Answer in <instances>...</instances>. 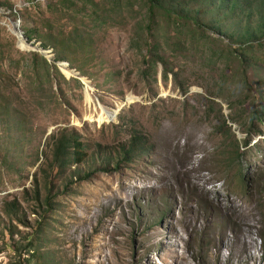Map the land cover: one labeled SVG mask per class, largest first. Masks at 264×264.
Here are the masks:
<instances>
[{
  "label": "rangeland",
  "instance_id": "1",
  "mask_svg": "<svg viewBox=\"0 0 264 264\" xmlns=\"http://www.w3.org/2000/svg\"><path fill=\"white\" fill-rule=\"evenodd\" d=\"M210 1L217 11L206 17L222 15L224 35L193 33L190 20L175 38L163 17L152 24L166 79L161 62L145 63L144 0H95L97 14L65 0H0V91L25 120L0 138V264H264V135L238 157L248 132L264 134V122L251 128L250 120L264 105V39L245 55L237 48L248 9L229 18ZM262 19L254 11L251 26ZM14 20L25 33L75 30L68 64L80 79L50 59L47 80L40 57H48L20 45ZM66 127L80 132L88 157L64 176L49 175L42 170L51 137ZM135 133L148 139L146 154L106 166ZM8 142L15 148L3 163ZM78 170L95 172L70 183ZM12 202L20 220L5 212Z\"/></svg>",
  "mask_w": 264,
  "mask_h": 264
},
{
  "label": "trees",
  "instance_id": "2",
  "mask_svg": "<svg viewBox=\"0 0 264 264\" xmlns=\"http://www.w3.org/2000/svg\"><path fill=\"white\" fill-rule=\"evenodd\" d=\"M68 1L71 8L74 9L77 7V4H80V8H89L92 14H97V9L99 7V3L95 2V0H65ZM146 5L148 6V13H149V23L146 27L147 31V38L149 39L148 42L146 41L147 53L148 58L145 60V63L149 65V67L153 65H157L158 62H161L165 67L164 76L168 79V68L166 67L165 60L160 56L161 49L159 45L154 44L152 42L153 35H152V24L156 21L158 16L163 17L162 23L165 27L170 28L173 26L174 29H171L174 37H178V33L180 32L181 25L187 21H192L194 23V29L191 31L193 33L199 34L205 29L211 30L215 34L224 35L226 31L223 30L222 26V15L219 17H206L208 14H212L213 11H217L215 7L211 9V6L214 5L213 1L210 0H198V3H194L190 6V2L186 0H144ZM1 5H5L1 3ZM218 7H225L227 11L225 12L226 15L230 18V15L236 16V9L241 8L242 10L246 11V16L248 18L247 23L243 26V31L238 33V37L243 40V46H238L239 50L245 51V55L247 54V50L249 51L252 49V45H250L253 40H260L264 39V0H218ZM11 9V6H10ZM207 9H211L210 12H207ZM258 10L259 13L263 16L262 22L259 21L256 26L253 28L250 24V18L254 14V11ZM231 11V12H230ZM230 12V13H229ZM230 15H229V14ZM245 13L243 15H245ZM217 16V14H216ZM245 21H239L240 25H243ZM165 28V29H166ZM170 30V29H169ZM73 33L75 30H71L66 36L60 32H56L50 30L49 32H43L40 30L29 29L26 31V35L29 37L30 40L37 37V41L40 42L41 48L45 51H49L50 49L53 52V57L51 58L52 63L57 66L58 62H67L69 63V53L68 49L70 47L76 48V45H71L68 40L72 38ZM192 38V36H191ZM230 40H233V35L229 36ZM193 42V40H192ZM249 43V44H248ZM248 44V45H246ZM259 45L264 46V43L259 42ZM237 51V50H236ZM35 60L38 57V54H34ZM45 66L47 67V80L50 79V66L49 61L44 58L40 57ZM52 66L55 73L60 75L59 71L57 70L56 66ZM242 71L246 68L245 66L241 65ZM69 69V67H67ZM70 70V69H69ZM35 77H37V73H35ZM243 79H247L244 75ZM253 90H251L252 92ZM212 103L215 102L214 99L211 100ZM12 108V102L7 99L0 91V138H2V134H11L17 133L21 131L23 122L25 120L18 121L17 114L10 112ZM7 111V112H6ZM5 115H1V113H5ZM251 120V128L256 121L259 123L264 122V105L257 106L253 112L250 114ZM231 122H236L235 118H231ZM224 125L231 129V127L227 126V120H224ZM264 135L262 130H258L255 134L249 133L247 134L246 139L243 141L242 148H245L242 152L238 153V157H244V155L254 149L255 147H259L257 143L251 145L252 139L254 135ZM15 140L17 138L13 137ZM51 143L53 145L52 150V159L50 164L47 168L43 169L45 173L47 172L49 175L57 171L59 176H64L67 170L71 169L73 166H80L82 165L86 158L88 157V153L86 150V145L82 140V136L80 132L72 127V128H62L57 136L51 137ZM15 148V143L8 142L5 146V152H2L3 155V163L8 162V159L12 157V152H9V149ZM99 148L102 147L99 145ZM149 149V141L143 134L135 133L132 135L128 144L121 146L119 151L120 160L116 162H112L113 160H108L106 166H114V168H119L122 163H131L135 158L145 155L147 150ZM239 151V146H238ZM40 156H37L36 162L38 165L40 163ZM97 170H107L105 168L97 169ZM96 170V171H97ZM94 170L84 175H81L80 171L78 170L75 174L76 181L71 180L70 183L83 181L91 178L94 174ZM80 174V176H79ZM36 200L40 201V185H39V175L36 177ZM47 203H51V197L47 198ZM17 203L12 202L7 204L5 212L8 216H15L18 219V213L20 211V205L15 206Z\"/></svg>",
  "mask_w": 264,
  "mask_h": 264
},
{
  "label": "water",
  "instance_id": "3",
  "mask_svg": "<svg viewBox=\"0 0 264 264\" xmlns=\"http://www.w3.org/2000/svg\"><path fill=\"white\" fill-rule=\"evenodd\" d=\"M2 11L3 9L0 8ZM13 30L19 34L21 38H24L25 42L28 44V49L32 52L41 53L44 56L48 57V61L50 62V59L52 56L50 55L49 51H45L43 48H41L40 44L36 43L35 40H30L29 37L25 34V32L21 29L20 20H14L12 21ZM18 36V35H17ZM19 39V37H18ZM58 69H62V67H69V64L67 62H58L57 63ZM70 69V68H69ZM70 74L72 76H75L77 79H80V73L78 71H75L74 69H70ZM53 132V129L49 131L47 137L51 136Z\"/></svg>",
  "mask_w": 264,
  "mask_h": 264
},
{
  "label": "bare ground",
  "instance_id": "4",
  "mask_svg": "<svg viewBox=\"0 0 264 264\" xmlns=\"http://www.w3.org/2000/svg\"><path fill=\"white\" fill-rule=\"evenodd\" d=\"M18 37H19V43H20V45H22V46H28V44L25 42L24 38H21L19 36V34H18ZM86 93L90 95V93L88 91Z\"/></svg>",
  "mask_w": 264,
  "mask_h": 264
}]
</instances>
